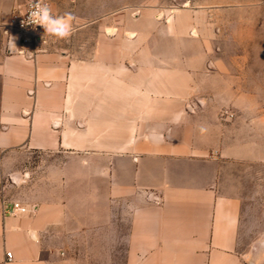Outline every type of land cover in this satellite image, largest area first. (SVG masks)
Masks as SVG:
<instances>
[{
    "label": "crops",
    "instance_id": "obj_1",
    "mask_svg": "<svg viewBox=\"0 0 264 264\" xmlns=\"http://www.w3.org/2000/svg\"><path fill=\"white\" fill-rule=\"evenodd\" d=\"M29 1L0 0V264H264L225 167L264 142L232 123L228 66L187 43L193 13L30 55L7 27Z\"/></svg>",
    "mask_w": 264,
    "mask_h": 264
},
{
    "label": "rangeland",
    "instance_id": "obj_2",
    "mask_svg": "<svg viewBox=\"0 0 264 264\" xmlns=\"http://www.w3.org/2000/svg\"><path fill=\"white\" fill-rule=\"evenodd\" d=\"M43 1L54 15L73 14V32L65 40L73 49L93 48L96 36L113 33L114 19L124 12L131 17L134 30H141L160 27L175 12L190 11L192 26L186 34L190 48L198 55L208 54L217 66L226 64L230 88L245 97L243 106L229 108L234 114L232 123L245 139L259 137L264 142V0ZM139 16L146 23L138 22ZM149 43L156 48L155 38L146 37L134 40L133 48H147ZM225 167L228 183L244 197L247 230L263 239L264 159L232 161Z\"/></svg>",
    "mask_w": 264,
    "mask_h": 264
},
{
    "label": "built area",
    "instance_id": "obj_3",
    "mask_svg": "<svg viewBox=\"0 0 264 264\" xmlns=\"http://www.w3.org/2000/svg\"><path fill=\"white\" fill-rule=\"evenodd\" d=\"M35 2L36 0H30L26 3L25 7H15L11 13L10 21L7 24L8 30L16 33L20 50L30 55H36L47 49L57 40V38L45 34L43 27L27 23L28 14L32 10V5ZM39 3L50 7L43 0H39ZM3 210L6 214L16 215L27 212L29 207L19 201H4ZM7 255L9 259H12L11 252H8Z\"/></svg>",
    "mask_w": 264,
    "mask_h": 264
},
{
    "label": "clouds",
    "instance_id": "obj_4",
    "mask_svg": "<svg viewBox=\"0 0 264 264\" xmlns=\"http://www.w3.org/2000/svg\"><path fill=\"white\" fill-rule=\"evenodd\" d=\"M73 20L74 16L72 13L66 12L62 15H53L50 7L36 0L32 5V10L28 14L27 23L43 27L45 34L49 36L67 39L73 32ZM200 131L204 133L207 129L202 126ZM148 138L154 142H163L164 140V136L158 132H153Z\"/></svg>",
    "mask_w": 264,
    "mask_h": 264
}]
</instances>
